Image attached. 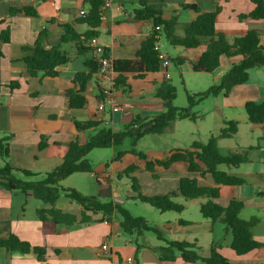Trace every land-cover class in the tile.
<instances>
[{
	"label": "crops",
	"instance_id": "crops-1",
	"mask_svg": "<svg viewBox=\"0 0 264 264\" xmlns=\"http://www.w3.org/2000/svg\"><path fill=\"white\" fill-rule=\"evenodd\" d=\"M147 3L161 10L165 19L176 17L177 37L183 35L184 29L196 16L193 10L183 6L195 5L202 12H211L219 8L215 19V31L225 35L229 43L234 38L243 36L248 30H254L258 34L259 44L264 45V19H239L240 15L248 14L253 9L250 0H147ZM24 8H34L36 16L10 13L11 10ZM85 8L82 0H0V32L7 27L9 29V42L5 44L0 41V141L4 140L3 144L7 148L5 161L16 169L27 170L37 175V178H41L62 163L70 142L78 140L84 143L100 128L121 131L123 125L134 117L148 119L137 112L138 106H165L166 103L161 99L162 93L157 94L162 83H168L159 69L158 72L146 74L144 79H133L128 75V84L131 87L128 94L120 90L111 91L115 104L121 108L117 112H112L108 105L102 112L97 110L100 99L98 88L107 85L98 74H94L86 84L83 93L84 106L80 109L69 108L66 91L77 89L78 86L73 82L75 74L87 72L85 63L95 59L92 51L79 53L72 43L61 45V50L67 54L69 61L57 68L56 77H45L41 73L31 77L27 74L23 58L30 52L23 51L22 47L31 48L39 35L43 48L49 49L59 45L62 34L59 26L63 24L70 25L78 34H83L88 28L77 20L81 16L79 11ZM136 8L137 0H111V5L103 10L97 38L107 49L111 60L133 59L140 43L148 37L152 29L149 22L133 20L132 13ZM200 40L205 42L207 38ZM174 47L176 50H182L184 56L172 58L170 67L173 64L190 70L191 64L205 48L203 45L189 50L180 46ZM241 59L239 55L220 56L219 66L207 74L213 76L218 72L214 81L219 83L231 65L240 62ZM169 70L170 68L168 72ZM260 70H264V66L251 69L247 81L233 87L226 97L221 95L213 97V108L209 115L216 131L210 136L219 133L224 121L237 122V132L230 139L217 141L222 154L229 150H246L250 147L247 150L249 163L237 167L224 165L218 167L229 175L241 178L244 184L220 186L219 197L214 202L221 207L227 206L231 200L242 202L243 208L239 212V217L243 220L252 217L258 219L250 232L255 242L264 244V137L259 138L255 144L254 135L255 129L264 128V124L261 127H254L248 122L244 110L246 102L257 104L264 102V71ZM252 72L255 73L251 78ZM12 83H17V86L11 88ZM238 109L244 110V113L234 116L235 112L232 111ZM227 111L231 112V116H226ZM196 119L184 120L193 124ZM184 120H174L168 124L162 133L173 130L175 141L156 149L150 155L145 154L148 160L166 158L175 149H188L193 142L203 143L197 141L195 135L190 133L186 138L188 139L186 146L180 144V137L174 132L177 124ZM74 121H94L100 125L79 133L75 129ZM210 136H207L205 142ZM43 141L45 146L39 148ZM109 149H111L109 163L99 164L91 174H79L82 177L75 179L76 184L68 181L77 175L72 174L61 181L59 186L72 188L84 196L95 197L102 202L111 201L126 210L128 203L134 204L137 201L134 199L136 194L132 192L131 186L130 190H122L123 176L119 174L129 165L138 167L134 175L140 193H145L146 196L176 191L179 180L184 177L195 178L200 186H214L209 175L201 178L190 173L186 164L182 162L172 164L167 170L156 167V178H152L144 170V161L129 153L115 161L113 158L116 151L113 147ZM3 163L4 160L0 157V167ZM144 174H149L151 180L143 190L139 179L140 175ZM174 201L183 205L182 212L161 213L150 207L154 220L139 216L149 226L158 230L160 238H157L150 232L139 235L124 233L120 227L119 217L115 213L109 216L87 213L92 222L71 227L57 224L51 219L40 220L37 210L46 207L40 199L31 194L11 192L0 187V230L7 227L8 231L21 241L29 243L32 247L43 248L45 251L44 261L41 262L34 253L21 254L0 248V264H126L128 261L131 264H204L199 261L184 262L178 254H175L172 260L160 259L159 255L163 254L161 249L165 246L162 239L194 243L202 257L209 256L212 243L220 242L218 252L228 264H264V247L241 256L231 250V233L225 231L223 224L211 222L199 213V206L206 199L184 200L179 196L174 198ZM55 208L62 213L73 215L77 221L80 220L81 207L63 192L56 200ZM193 208H196L198 215L186 216V212ZM179 221L188 224L181 225ZM5 235L6 232L3 231L0 237ZM103 244L107 246L106 251L101 250Z\"/></svg>",
	"mask_w": 264,
	"mask_h": 264
},
{
	"label": "trees",
	"instance_id": "trees-1",
	"mask_svg": "<svg viewBox=\"0 0 264 264\" xmlns=\"http://www.w3.org/2000/svg\"><path fill=\"white\" fill-rule=\"evenodd\" d=\"M82 1L86 8L77 22L86 25L88 28L83 34H78L73 27L63 24L59 26L62 31L59 45L49 49L43 48L41 35H39L31 48L22 47L23 51L30 52L23 58L29 76L34 77L41 73L45 77H56L58 75L57 68L69 61L67 54L61 50L63 44L72 43L79 53L92 51L88 42L91 38L99 36L98 28L102 22L105 0ZM250 2L253 9L248 14L240 15L239 19H264V0H250ZM137 4L138 8L134 9L132 13L133 20L149 22L152 29L148 37L140 43L133 59L111 60L112 72L115 75L114 90L128 94L131 92L128 75H131L133 79H144L146 74L159 71L160 59L158 58L157 42L160 35H163L171 46H180L185 50L196 49L201 45L205 47L198 59L191 64L193 72H213L219 66L220 56L239 55L242 57L241 61L231 65L217 85L210 87L205 92L187 95V106L184 108L171 107L170 102L175 97L174 88L169 83H162L157 94L161 95L160 93H162L161 99L166 101L167 111L165 113L151 119L134 117L130 122L123 125L124 128L121 131L114 132L110 128H100L96 134L89 136L84 143H80L78 140L70 142L62 163L45 173L41 178H37V175L27 170L16 169L7 163L5 161L7 148L3 144L4 140H1L0 157L4 163L0 167V187L11 192L18 191L23 194H31L40 199L46 206L37 210L40 220L51 219L57 224L71 227L75 224L83 225L92 222L87 213H101L103 216L115 213L119 217L120 227L124 233L139 235L150 232L160 238L157 229L149 226L142 217L132 216L124 207L113 204L111 201L102 202L95 197L84 196L72 188H62L59 183L72 174L93 173L91 164L86 158V155L93 149L115 148L116 154L113 158L115 161L120 160L126 153L134 155L139 160L144 161V170L152 178H156V167L167 170L172 164L182 162L186 164L190 173L197 174L201 178L209 175L214 186H200L195 178L184 177L179 180L176 191L164 195L144 196L140 193V187L134 175L138 170L136 165H129L119 175L125 176L130 181L131 190L136 194L135 200L147 204L161 213L182 212L183 205L174 201V198L179 196L184 200L206 199L204 203L200 204L199 213L211 222L224 225L225 231L230 232L232 236L230 248L238 256L264 247V244L252 239L250 232L258 219L252 217L249 220H243L239 217V212L243 208L242 202L231 200L225 207L214 202L219 197L220 186H241L244 184L241 178L229 175L225 171L219 170L218 167L220 165L237 167L250 162L247 156V150L250 147L246 150H229L225 154L219 151L217 141L230 139L237 132L236 121H224L219 133L216 136H210L205 143L193 142L188 149H175L163 159L148 160L144 153L134 149L142 137L161 134L174 120L194 121L197 117L191 113V109L205 97L219 95L226 97L233 87L245 83L251 69L264 66V45L259 44L258 34L254 30H248L243 36L234 38L229 43L225 35L215 31V19L219 8L211 12H202L195 5H184V8L193 10L196 16L184 29L183 35L177 37L175 35L176 17L163 18L162 11L151 7L147 0H137ZM10 13H23L28 17L36 16L34 8L11 10ZM201 38H207V41L202 42ZM0 41L5 44L9 42L8 27L0 32ZM103 55L109 56L106 48H104ZM85 66L87 72H78L73 78V82L78 86L77 89L66 91L68 106L71 109H80L84 106L85 97L83 93L86 84L94 74L98 73L99 65L95 59L86 62ZM16 86L17 83L10 85L11 88ZM98 92L99 98H101L100 88H98ZM244 110L250 124H264V102L259 104L246 102ZM99 125L100 123L94 121H74L75 129L79 133L95 129ZM125 138L130 139L131 149L129 151L118 150ZM44 146V141L39 144V148ZM61 192L81 207L79 221L73 215L62 213L55 208V202ZM179 223L181 225L188 224L185 221H179ZM3 231L6 232V235L0 237V248L21 254L34 253L39 261H44L45 251L43 248L32 247L29 243L21 241L17 236L10 233L7 227L0 230V235ZM162 241L165 244L161 249L163 254L159 255L162 260H172L174 255L178 254L187 263L199 261L204 264H228V261L218 252L220 242L212 243L209 256L202 257L199 254V248L194 243L168 241L166 239H162Z\"/></svg>",
	"mask_w": 264,
	"mask_h": 264
},
{
	"label": "rangeland",
	"instance_id": "rangeland-1",
	"mask_svg": "<svg viewBox=\"0 0 264 264\" xmlns=\"http://www.w3.org/2000/svg\"><path fill=\"white\" fill-rule=\"evenodd\" d=\"M157 48L159 52L164 55L165 59L169 62H172V58L175 57H183L184 52L182 50H176L177 48L171 46L163 35L159 36V40L157 42ZM264 71V70H260ZM170 77L168 79V83L174 88L175 97L170 102L171 107L173 108H184L187 106V95H193L195 93H201L207 91L210 87L218 84V81H214L215 73L213 76L204 72H193L187 67H179L173 65L170 67ZM255 72H252V75ZM256 81V76L254 77ZM253 79V80H254ZM213 96H207L201 101H199L196 105H194L191 109V113H194L197 117L196 121L192 123L187 120L181 121L177 124V128L175 130V134L180 137V144L186 146V142L188 139V135L193 133L196 137V140L199 142L205 143L207 136L210 134H215V128L212 123L211 116L209 115V111L213 108ZM220 101V100H219ZM137 112L142 116L148 119H151L155 116H158L167 111L166 106H150V107H137ZM236 116L239 113H244V110H233ZM230 111L226 112V116H231ZM245 135V132H242ZM255 144L258 142L259 138L264 137V128L255 129ZM175 141V137L173 136V130H168L162 134L156 135H146L141 138L134 149L137 152H142L146 155H150L156 149H161L165 145H170ZM131 143L129 138H125L121 147L118 150H130ZM116 151V149L114 148ZM116 153V152H115ZM111 149H93L90 151L86 158L91 164L92 169H95L99 164H106L110 162ZM82 177L77 174L74 175L68 180L71 183H75V179ZM147 177V178H146ZM140 182L143 186V190L148 186L149 181L151 180L149 174L140 175ZM124 185H122V190H130V181L126 179L124 176L122 180ZM66 188V187H64ZM142 195L146 196L147 194ZM128 212L133 214L135 217L145 216L148 220H154V217L151 214V208L149 205L142 204L136 201L134 204L128 203L127 207ZM198 215L196 208L189 209L186 212V216Z\"/></svg>",
	"mask_w": 264,
	"mask_h": 264
},
{
	"label": "built area",
	"instance_id": "built-area-1",
	"mask_svg": "<svg viewBox=\"0 0 264 264\" xmlns=\"http://www.w3.org/2000/svg\"><path fill=\"white\" fill-rule=\"evenodd\" d=\"M111 5V0H105L103 3V9L108 8ZM79 15H83V11H79ZM88 46L92 49L95 55V60L99 65L98 76L100 79L107 82L106 87L100 88L101 98L98 101L97 110L102 112L106 105L110 106L112 112H117L121 108L115 104L114 99L111 96V91L113 90L114 76L111 67V59L103 55L104 46L101 45L97 37H93L89 40ZM158 58L160 59L159 69L163 72L164 79H169L170 75L168 69L170 68V62L165 59L164 55L159 53ZM101 250L106 251L107 246L105 244L101 245ZM126 264H131L128 261Z\"/></svg>",
	"mask_w": 264,
	"mask_h": 264
},
{
	"label": "water",
	"instance_id": "water-1",
	"mask_svg": "<svg viewBox=\"0 0 264 264\" xmlns=\"http://www.w3.org/2000/svg\"><path fill=\"white\" fill-rule=\"evenodd\" d=\"M254 127H261L262 124H253Z\"/></svg>",
	"mask_w": 264,
	"mask_h": 264
}]
</instances>
